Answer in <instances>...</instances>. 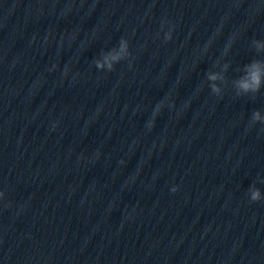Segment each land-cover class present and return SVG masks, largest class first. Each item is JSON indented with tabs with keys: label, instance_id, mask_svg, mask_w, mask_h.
<instances>
[{
	"label": "clouds",
	"instance_id": "9594fccd",
	"mask_svg": "<svg viewBox=\"0 0 264 264\" xmlns=\"http://www.w3.org/2000/svg\"><path fill=\"white\" fill-rule=\"evenodd\" d=\"M171 31L165 34V40H171ZM256 43L257 48L264 47V45H260L258 41H254ZM131 53L129 51V42L125 38H121L118 42V46L112 48L107 52H102L100 57L94 60L95 67L98 70H107L111 72L114 70V66L120 63L123 60L129 59ZM131 66V65H129ZM65 75L67 74L68 69L65 68ZM220 79L218 74L209 72L207 73V80L210 82L209 87L214 94H219L221 92L220 87L215 83ZM262 84H264V61L261 60H253L249 64L245 65V75H243L240 79L235 81V87L237 89V95L246 94V93H257L259 92ZM159 105L157 106V111H159ZM253 123L260 122L264 123V118L261 117L260 112L254 111L251 117ZM153 121H149V128L152 127ZM264 183V180L260 181ZM172 192H176L177 188L173 187L171 189ZM3 196V193L0 192V197ZM249 198L251 201H259L262 198V194L259 188L250 186L249 188Z\"/></svg>",
	"mask_w": 264,
	"mask_h": 264
}]
</instances>
